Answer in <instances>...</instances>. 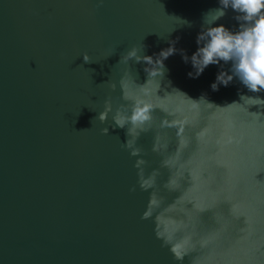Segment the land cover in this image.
I'll return each instance as SVG.
<instances>
[{
	"label": "water",
	"instance_id": "water-1",
	"mask_svg": "<svg viewBox=\"0 0 264 264\" xmlns=\"http://www.w3.org/2000/svg\"><path fill=\"white\" fill-rule=\"evenodd\" d=\"M97 2L0 0V264H264V104L224 107L264 91L235 77L213 91L232 62L190 78L181 52L190 58L209 26L239 31V13L228 7L208 25L220 0ZM173 41L164 75L143 88L151 65L120 62L132 46L155 59ZM122 76L153 107L139 157L121 147L127 127H111L130 103ZM138 158L145 178L158 171L153 188H141Z\"/></svg>",
	"mask_w": 264,
	"mask_h": 264
},
{
	"label": "clouds",
	"instance_id": "clouds-1",
	"mask_svg": "<svg viewBox=\"0 0 264 264\" xmlns=\"http://www.w3.org/2000/svg\"><path fill=\"white\" fill-rule=\"evenodd\" d=\"M103 4V0H98L97 7ZM222 7L210 11L205 16V23L212 25L214 21L223 17L225 9L231 7L235 12L239 13L235 18L238 21H242L239 26V31L233 32L226 28L223 24L217 26H209L203 29L197 35V44L202 45L189 58L186 52L181 50L182 59L187 63L189 59L195 72H189L190 78H198L211 64H220L221 61L228 63L231 61L230 73L221 70L217 73L216 80L211 84L213 91H218L221 85L227 87L233 80L237 78L240 83L247 88L249 92L259 93L264 91V0H220ZM210 17V19H209ZM175 41L171 42V45L162 49L160 53L154 59L153 56L138 54V49L132 46L126 54L122 55L120 62H128L130 59H135L137 63L144 61L151 67H146L145 72L148 73L149 79L143 86L149 83L151 79L158 76H163L166 68L164 60L169 56L175 54ZM112 51L111 55L114 54ZM86 63L93 62L88 52L81 53ZM110 56V55H109ZM106 56L105 58H107ZM124 76L120 79V86L123 90L122 99L129 101L128 104H121L117 107L115 114L112 117L114 123L111 127L114 129L119 127L124 129L127 127L126 136L128 137L126 142L121 144V147L130 150V155L139 157L142 149L136 146L137 139L142 132H147L150 129V122L153 118V107L144 96H131L127 93L123 86ZM170 83V82H169ZM112 90H115L116 84H110ZM180 92L179 90H176ZM182 93V92H180ZM187 97L185 93H182ZM188 99L199 102L205 100L204 96H201L200 100H193L190 97ZM256 101L258 104H264V98L260 96H248L244 93L239 94V101H233L231 104L224 106L228 107L233 104H243L247 101ZM207 102V101H206ZM213 105L210 102H207ZM253 104V105H258ZM214 106V105H213ZM220 107V106H216ZM130 108V114L128 109ZM112 111L111 99H105L104 109L100 111L94 118L101 123H105L108 119L109 112ZM162 126H173L164 125ZM83 131V130H82ZM102 134L108 135L109 128L103 127L101 129ZM160 145L158 143L153 144V151L159 152ZM147 161L143 158H138L135 161V167L139 169V183L141 188L147 190L155 186V177L158 175V171L154 170L147 178L144 176L143 166ZM163 166L167 165L166 161H162ZM167 183L165 187H167ZM134 191L135 189H131ZM157 203L155 192L151 194V204ZM150 211L144 213L143 218L150 216ZM160 236V233H157ZM166 244H171V237L165 239ZM183 243L171 244V251L174 253V257L177 260L183 259Z\"/></svg>",
	"mask_w": 264,
	"mask_h": 264
}]
</instances>
